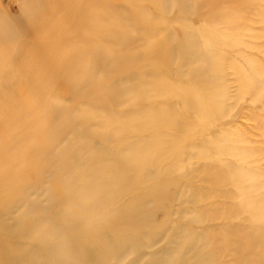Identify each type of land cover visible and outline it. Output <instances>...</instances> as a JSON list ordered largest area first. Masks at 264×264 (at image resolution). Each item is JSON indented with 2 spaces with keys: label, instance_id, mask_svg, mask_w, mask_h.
Wrapping results in <instances>:
<instances>
[{
  "label": "rangeland",
  "instance_id": "rangeland-1",
  "mask_svg": "<svg viewBox=\"0 0 264 264\" xmlns=\"http://www.w3.org/2000/svg\"><path fill=\"white\" fill-rule=\"evenodd\" d=\"M0 264H264V0H0Z\"/></svg>",
  "mask_w": 264,
  "mask_h": 264
}]
</instances>
